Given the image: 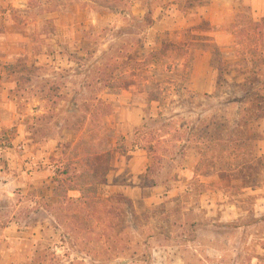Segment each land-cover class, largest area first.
<instances>
[{
	"label": "rangeland",
	"instance_id": "obj_1",
	"mask_svg": "<svg viewBox=\"0 0 264 264\" xmlns=\"http://www.w3.org/2000/svg\"><path fill=\"white\" fill-rule=\"evenodd\" d=\"M4 7L0 145L24 135L52 190L44 199L18 191L13 201L24 203L28 227H43L27 264H264V0H7ZM149 15L151 28L143 22ZM161 91L167 101L150 104ZM160 112L183 119L184 139L159 149L154 166V156L133 144ZM214 115L222 137L201 161L185 140L197 119ZM83 140L85 154L92 142L103 158L113 156L106 176L107 161L99 160L94 186L89 162L73 153Z\"/></svg>",
	"mask_w": 264,
	"mask_h": 264
},
{
	"label": "crops",
	"instance_id": "obj_2",
	"mask_svg": "<svg viewBox=\"0 0 264 264\" xmlns=\"http://www.w3.org/2000/svg\"><path fill=\"white\" fill-rule=\"evenodd\" d=\"M6 1L0 0V50L4 48L7 38L4 31H8L3 12ZM259 3L261 2H253L252 7ZM214 8L215 3L211 9ZM1 91L0 88V124L4 120L2 111L7 107L6 102L1 99ZM43 165L35 157V148L29 149L22 134L12 140L10 147L3 148L0 145V264H27L33 254L32 241L42 234V225L32 228L27 226V221L22 217L24 203L18 202L13 206V201L18 197V191H36L41 199L47 196L46 192L51 195L52 190L44 188L50 185V175L46 167L42 170ZM9 200L12 201L11 207L7 205Z\"/></svg>",
	"mask_w": 264,
	"mask_h": 264
},
{
	"label": "trees",
	"instance_id": "obj_3",
	"mask_svg": "<svg viewBox=\"0 0 264 264\" xmlns=\"http://www.w3.org/2000/svg\"><path fill=\"white\" fill-rule=\"evenodd\" d=\"M143 22L146 23L149 28L154 26V20L150 17V15L149 17L144 19ZM216 64L217 65L219 64V68H220L219 60H214V65ZM219 74H220V78H218V81H217L218 85L220 83L219 81H221L222 79L221 78L222 74L221 73ZM217 90L218 89L216 88V91ZM185 91L186 89H183V92ZM245 94H246L245 98H249V99H251L254 95L253 92L250 90H248ZM163 95H164L163 91L160 92L159 96H153L150 94L151 99L149 103L153 104V103L166 102L167 98L165 97L166 100L165 98H162ZM205 98H207L208 100H213L214 97L210 95H205ZM191 101L192 102L190 103L186 101V103L190 105H194V98H191ZM250 101H253V100H250ZM232 103H235V102H232ZM192 112L193 111H191L190 113ZM248 117H251V116H248V115L244 116L242 123L241 122L239 123L240 126L241 125L244 126L242 127L244 131L248 130V124L252 122V119ZM208 119L209 120H206V121H202L201 118L197 119L199 120V126H192V128H190V133L187 134V138H186L187 140H185L186 143L192 144L194 146V148L192 149L193 151L194 150L197 151L199 157L201 158V161L204 159V157H206L210 153H213L215 149H217L218 147L217 141L220 140V138L222 137V134H221L222 124L218 121L217 116L214 115ZM182 121L183 119L179 116L172 115L171 117H166L163 112H160L156 118L149 116L147 120L145 121L143 128L141 130H138V134H137L138 138L133 144L134 150L144 151L149 154H152L154 156L153 159L155 161L153 165L155 166L157 161H161V157H159V152H160L159 149H161L162 151L164 150L166 152L167 150H169V148L172 146V143L175 142V140L176 142H178L184 139V137L181 136V131H180L181 125H179V123ZM237 128H238V124H237ZM239 134L243 135L244 132L239 133ZM87 144H89L88 141H85V140L81 141L80 143H78L76 147H74L73 153L75 154L74 156H76V158H78L79 160L82 157L81 159H84L89 162L90 176L93 181L92 185L94 186L97 184L96 181L98 180V175L102 167L99 164V160L107 161L106 167L104 168L105 169L104 174L106 176L109 174V172L112 169L111 162L113 161L112 159L113 156L111 154H108L107 159L103 158L101 154L98 152L96 144H93L92 142H90V152L85 154L86 152H83V150L87 147ZM110 146H111V142L108 143V147ZM239 146H241L240 141H239L238 147ZM81 155H84V156H81ZM109 158L112 159L110 160L111 162L109 161ZM154 166L150 167L147 170V174L145 177L146 181L150 180L151 174L155 172ZM68 171H69V167L65 166V170L63 171L62 174L66 175L69 173ZM80 176H82V174ZM105 176L103 175V177ZM105 181L106 179L103 178L100 184H103ZM157 185L158 184L154 182V186H157ZM74 203L77 204L78 208H81V205H86V203L81 204V202L80 203L74 202ZM69 236L70 235L68 234V237ZM37 259L44 260L46 259V256L44 255L39 256Z\"/></svg>",
	"mask_w": 264,
	"mask_h": 264
}]
</instances>
